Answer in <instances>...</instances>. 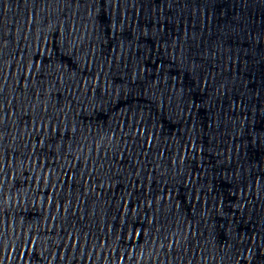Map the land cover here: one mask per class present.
<instances>
[{"label": "water", "instance_id": "1", "mask_svg": "<svg viewBox=\"0 0 264 264\" xmlns=\"http://www.w3.org/2000/svg\"><path fill=\"white\" fill-rule=\"evenodd\" d=\"M0 264H264V0H0Z\"/></svg>", "mask_w": 264, "mask_h": 264}]
</instances>
